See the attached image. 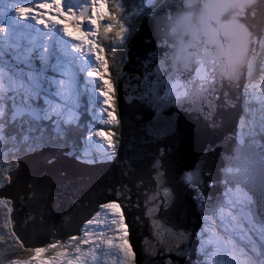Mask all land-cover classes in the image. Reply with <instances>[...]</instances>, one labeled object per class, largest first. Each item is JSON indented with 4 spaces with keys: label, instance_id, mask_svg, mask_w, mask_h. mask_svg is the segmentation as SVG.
<instances>
[{
    "label": "water",
    "instance_id": "95a60500",
    "mask_svg": "<svg viewBox=\"0 0 264 264\" xmlns=\"http://www.w3.org/2000/svg\"><path fill=\"white\" fill-rule=\"evenodd\" d=\"M262 40L264 0H165L146 14L115 82L116 157L89 164L77 149L44 147L18 158L0 187L18 243L63 247L116 202L133 264H198L201 217L217 219L236 184L264 225L261 156L234 139Z\"/></svg>",
    "mask_w": 264,
    "mask_h": 264
},
{
    "label": "rangeland",
    "instance_id": "374dc122",
    "mask_svg": "<svg viewBox=\"0 0 264 264\" xmlns=\"http://www.w3.org/2000/svg\"><path fill=\"white\" fill-rule=\"evenodd\" d=\"M150 1L151 0H148V3ZM42 2H50V0H42ZM60 3L62 6L61 11H64L68 4H71L73 7V13L71 15H64L61 17L62 20L69 22L67 32L72 33L71 36H66L64 34V24H56L55 28L59 31L52 33L49 32V29L44 25L36 24L34 20L31 22L25 21L21 14H16V12L13 11L16 6H31L33 12L25 15L32 16L44 13L42 18L49 24H52L51 16L56 15V11L47 8H38L36 0H0V29H4V31L0 32V49H3L5 53H19L22 59H31V67L28 70L32 71L37 76L39 84L41 85L39 97L32 99L30 103L39 109H41V105H44V110L47 107L45 104L46 100L57 102L56 104L62 105V107L57 109V111L62 112V115L60 117L53 116L51 121H34L35 124L32 121L31 125H29V123L23 125L21 120H15L17 121V126H22L24 131H22V134L17 133L16 136H10L9 123L11 121V112L17 104L23 106L25 96L29 95V92L27 87L22 86L21 81L18 80L15 75L18 62L9 59L7 55L4 56L3 60L0 61L5 69L3 75L0 76V112L3 113V115L0 116V135H4V138L0 141L7 149L4 155H0V174L7 168L8 155H16L22 147H25L26 152L31 149L30 142L35 140L32 136L36 132H48L55 136H61L72 129L75 130L79 128L83 131L84 135H89H87L86 139L82 140L84 148H92V146L95 145L99 147L98 150L103 152V155L99 154L100 156H104L106 159H113V157H115L117 135L114 131V127L118 125V119L114 112L115 99L112 96L114 85L110 77L111 62L107 56L109 52L113 50L117 51L121 42L114 36L115 32L118 30L115 24H113L112 31L109 33H104L103 27L111 22L109 21V15H115L117 19L120 17L125 18L121 22L125 23V26L129 30L127 24L131 23L132 18L140 14L141 7L137 4L136 0H127V2H125V0H107L106 3L103 2V0H60ZM87 4L91 5L90 10L88 13H83L84 19L80 20L79 17L81 15H79V11ZM117 4L122 5V7L117 8ZM8 10L10 12L13 11L14 15H3L4 11L7 12ZM98 15H102L104 19L98 22L101 25L99 28L95 24L91 25V28L97 32V35L92 37V39L97 42H102L105 51L101 53V56L102 59L107 61V67L100 68L98 63L95 62V55L93 54L90 60V69L88 63H86L88 45H83L85 49L84 53L77 51L74 47H70L71 44L78 43L80 40L84 39L83 32L77 31L71 25L72 23H76L88 26L89 16L92 19H96ZM129 16L130 19H128ZM127 32L124 34L125 40ZM103 40H105V42ZM111 41L115 42V44L110 45ZM55 44H57L61 50L64 49L62 52L66 53L68 56L70 54V56L64 57L56 53ZM109 48L113 50L109 51ZM94 51L95 50H93V53ZM36 56L39 57L42 62H40L39 65H36L38 61L35 58ZM69 58L70 60H68ZM19 66L23 67V65ZM86 67L87 70H85ZM76 68L87 82H92L96 86V89L89 90L87 83H83V85L80 83ZM67 69L70 70V72L67 71ZM93 69H98L97 73L93 76H88L87 71ZM71 70L73 74H71ZM101 75L104 79H107L112 86V91L108 93L107 97L108 104L103 103L106 97L100 94L102 88L106 90L104 80L99 78ZM23 79L26 83L27 77L25 76ZM53 80L59 81L61 85L64 83L63 86L67 85L59 97L56 94L59 91L58 88H56L55 95L54 91H50L51 86L54 87V90L55 87H57L56 84L52 83ZM90 86L93 88L92 85ZM247 89L251 90V93L254 89L260 93L258 94V98L256 93L251 96L247 95V97L248 100H254L257 107L260 108L261 106L262 108V104L264 103L261 102V100L264 101V56L260 59L257 79L254 82H250ZM10 97L11 99H9ZM85 101H87L89 105H86ZM251 104L253 105V102ZM94 105L97 107L95 111ZM108 112L113 113L114 120L107 115ZM257 113L264 117L263 109H261V111L259 110ZM93 114L98 115V121L95 123H92V120H94L92 117ZM255 115L256 112L245 120L247 124L249 123L248 126H251L252 121L255 122ZM260 115H257L259 121L261 120ZM54 121L59 122L54 123ZM105 121L110 122L105 123ZM239 124L242 133L244 132L243 134L249 135V130H246L248 128L243 119H240ZM94 126L101 128V130L93 128ZM260 130L264 132L262 126H260ZM107 133H114V135L107 136ZM108 139H112L115 142L114 149L108 146ZM260 146L264 148L263 145ZM84 152L86 155L85 159L89 161L88 159L92 157L89 150H85ZM101 159L102 158H98V156L95 155L90 161L94 163ZM235 189L244 194L243 197L245 196L246 191L240 186H235ZM233 191V189L228 188L227 191L223 193L227 208L222 207L217 210V219H212L211 217H202L201 219L204 224L197 233L199 241L198 252L201 257L200 264H224L223 257L233 264L240 261L243 264H245V262L247 264H256L255 258L259 256V245L262 244L264 246V228L255 224L252 220L253 218L248 210L252 201L249 203L243 202V204L240 205L238 201L229 199L228 194H231ZM198 198L202 199L200 194H198ZM1 206L5 207L7 213H10L8 201L2 199ZM236 207L238 208L237 210H235ZM222 210H225V215H230L229 221L235 224V228H233L231 223H228L226 219H223L224 216L220 213ZM120 216L121 212L119 208L107 209L102 207L98 214L93 217L92 223H87L83 227L80 237L76 238L74 241H67L66 245L63 247L58 246L56 248H50L48 253L41 255L46 257H48V255H50V257L55 256L57 258V264H68L69 259L73 260V264H133V255L128 243L125 245V248L129 252L127 257H125L122 251L115 247V245L120 242L118 237L125 233V228L117 230L116 225H113L111 221L112 219H119ZM219 224L220 226H218ZM224 231H237V233H234V236L228 237L224 241L225 246L222 247L220 245L222 240L221 234L224 233ZM91 236H94L93 239ZM84 240H87V243L91 240L88 247L85 246L87 243H84ZM109 241H111V243H109ZM242 241H244V243H242ZM211 244L214 246L212 253L204 252V246ZM77 247L81 249V252L76 251ZM60 253H66L67 255L61 257L59 255ZM38 261L39 257L37 256L33 260V264H38ZM44 264H52V262L51 260H45Z\"/></svg>",
    "mask_w": 264,
    "mask_h": 264
},
{
    "label": "snow or ice",
    "instance_id": "6c2138e0",
    "mask_svg": "<svg viewBox=\"0 0 264 264\" xmlns=\"http://www.w3.org/2000/svg\"><path fill=\"white\" fill-rule=\"evenodd\" d=\"M103 2H107V0H103ZM125 2H127V0H125ZM248 3L252 2V0H247ZM37 6L38 8H47L50 10H55L56 11V15L51 16V21L52 24H49L46 20H44L42 17L44 15V13H39L37 15H25L27 13H31L33 12V8L31 6H16L14 11L18 14H21L23 20L25 21H32L34 20L36 24H42L44 25L46 28L49 29V32L55 33L59 30H57L55 28L56 24H64L65 28H64V34L71 36L72 33L67 32V27L69 22L66 20H62L61 17L64 15H71L73 13V7L71 6V4H68L65 7L64 11H61V3L60 0H50V2H42V0H36ZM117 8L122 7V5L117 4L116 5ZM241 11H243V7L241 8ZM80 20L84 19L83 14H81V16L79 17ZM89 25L88 26H84L82 24H76V23H72V27L75 28L77 31H82L83 35H84V39L80 40L78 43H73L70 45V47H74L77 51L84 53L85 49L83 47L84 44L88 45V49H87V60L86 63H88V66L91 67V56L94 54L95 55V62L98 63L100 68H106L107 67V61L102 59L101 53H103L105 51L104 47L102 46V42H97L94 41L92 39V37L97 35V32L95 30H93L91 28L92 24L97 25V27L99 28L101 25L98 23L99 21H102L104 18L102 15H98L96 19H92L89 16ZM124 17H120L119 19H117V17L115 15H109V21H111L110 23H108L106 26L103 27V31L104 33H109L112 31L113 28V24H115L118 27V30L115 32L114 36L116 39H118L121 43L124 42L125 40V36L124 34L128 31L127 27L125 26V23H122L121 21L124 20ZM128 19H130V16L128 17ZM4 31V29H0V32ZM245 31L247 32V29H245ZM247 35L249 36V38L251 37V33H247ZM261 44L264 45V40L261 41ZM93 50L94 53H93ZM113 49L109 48V51H112ZM7 55L9 57V59L11 60H15L18 62V68H17V72H16V77L18 80L21 81L22 86L27 87L29 95L25 96V100L23 103V108L17 112V113H13L11 119L14 122L17 119V116L23 118L25 116L29 117L30 119L24 121L26 123H29V125H31L32 121H40V120H52L53 116L56 117H60L62 115V112L57 111L58 108L62 107V105H58L53 101H45L46 104V109L43 111V114L41 115V110L38 107H34L30 101L34 98H38L39 97V93H40V88L41 85L39 84L38 78L37 76L30 70L31 67V59H22L21 58V54L16 53V52H8L5 53L3 51V49H0V61L3 60L4 56ZM43 59V58H42ZM19 65H23V67H20ZM5 69L2 63H0V76L3 75ZM98 71V69H93L91 71H87V75L88 76H93L94 74H96ZM27 77V81L26 83L24 82V77ZM100 79L104 80V85L106 86V90H104L103 88L101 89L100 94L102 96H105V100L103 101L104 104H108V93L112 91V86L110 84V82L107 79H104V77L101 75L99 76ZM11 79V78H10ZM53 84H56L57 88L59 89V91L56 93L57 96H61L62 92L64 91L66 86H63L60 84L59 81L53 80L52 81ZM203 87V86H201ZM181 94L177 95V99L180 98ZM182 95H187V93H182ZM11 99V97L9 98ZM3 113L0 112V116H2ZM107 115L112 118V120H114L115 118L113 117V113L112 112H108ZM59 121H54V123H58ZM110 121H105V123H109ZM94 134H99V133H94ZM114 135V133H107V136H112ZM108 146L112 147L113 149L115 148V142L112 139H108L107 140ZM104 208L107 209H118L120 207V205L116 202H112V203H105L103 205ZM92 223V220H89V224ZM111 223L113 225H116L117 230L119 229H123L126 228V225L124 223V217L121 215L119 217V219H112ZM126 235L127 233L125 232L123 235H120L118 237L119 239V243H117L115 245L116 248H118L120 251H122L125 255V257H127L129 255L128 250L125 248V245L127 243L126 240ZM73 241L76 240V237L73 236L71 238ZM84 243H87V240L83 241ZM109 243H111V241H109ZM58 247L57 244L53 243L50 244L48 247H35L30 249V251H32L34 253V256L32 258H29L28 260H25L22 262V264H33V260L38 256L39 257V261L38 264H44L45 260H51L52 264H57V258L55 256L53 257H46L44 255L41 254H46L48 253L50 248H56ZM77 252H81V249L79 247H77L76 249ZM61 257L66 256V253H60L59 254ZM68 264H73V260L69 259L68 260Z\"/></svg>",
    "mask_w": 264,
    "mask_h": 264
},
{
    "label": "trees",
    "instance_id": "16d2710c",
    "mask_svg": "<svg viewBox=\"0 0 264 264\" xmlns=\"http://www.w3.org/2000/svg\"><path fill=\"white\" fill-rule=\"evenodd\" d=\"M135 1V0H132ZM137 4H139V0H136ZM164 0H151L150 4H145L144 9L142 10V12L137 16L132 18L131 23H128V27L129 30L127 32L126 35V40L128 41V39L130 37L133 36L134 32L136 31V29L140 26V21L142 20V17L154 10L156 7H158ZM124 41L123 43H121L118 47L117 51H112L108 53L107 58L110 60L111 62V67H110V77L112 82L115 84L117 77L120 73L122 64L125 60L126 57V44L127 41ZM105 42V40H103ZM115 42H110V45H114ZM264 56V47L261 50L260 53V57L259 60L257 62V65L259 67L260 65V59L261 57ZM258 76V71L255 72V74L252 76L251 78V82H254L257 79ZM246 90L247 87H246ZM114 112L116 114V109H114ZM117 115V114H116ZM22 128L24 131V128L21 126H17L16 128V133H20L19 129ZM114 131L116 133V135H118V125H116L114 127ZM76 132V133H75ZM68 133H74L75 140L76 138L78 139L79 137L81 138L82 136H84V133L82 130H80L79 128L75 129V130H70ZM50 134V133H49ZM48 132H36L32 137L35 139L34 141L30 142V147L31 149L26 152L25 147H22L21 150L16 154V155H8L9 158V163L11 165H13L11 167L10 170H13L15 165H16V159L27 154L30 153L32 151V149H34L35 146L36 150L39 148V144L42 143L44 140H47V145H42L43 146H48V145H55V141H57L58 139L56 137H54L52 139L51 135H49ZM79 134V135H78ZM64 136V135H61ZM37 137H42L39 140H36ZM60 143H62L63 147L65 146V142L63 140H59ZM32 144V145H31ZM6 147L4 148V150L6 151ZM7 173V172H6ZM6 173H2L0 179L4 180V183L7 181V175ZM1 185V183H0ZM243 189V188H242ZM226 192V190L224 191ZM34 256V253L30 250H25L22 245L20 243H18V241L14 238V236L12 235L10 228H9V213L6 212L5 207L1 206L0 203V264H22L23 261L28 260L29 258H32ZM48 257H50V255H48ZM200 257H198V262H200Z\"/></svg>",
    "mask_w": 264,
    "mask_h": 264
},
{
    "label": "bare ground",
    "instance_id": "6f19581e",
    "mask_svg": "<svg viewBox=\"0 0 264 264\" xmlns=\"http://www.w3.org/2000/svg\"><path fill=\"white\" fill-rule=\"evenodd\" d=\"M12 7V6H11ZM10 7V8H11ZM2 9H3V7H2ZM14 11V10H13ZM13 11L12 12H10L9 10L6 12V11H4V13H3V15H14V13H13ZM17 14V13H16ZM37 15V14H36ZM46 16V15H45ZM14 20V19H13ZM31 22V21H30ZM82 22V21H81ZM88 25V24H87ZM67 36V35H66ZM47 37V36H46ZM50 38V37H49ZM52 44V43H51ZM46 45H48V44H46ZM53 45V44H52ZM264 46V45H263ZM46 49V48H45ZM52 49V48H51ZM47 50V49H46ZM64 50V49H63ZM63 50H61V48L60 47H58V45L57 44H55V52L56 53H58V54H60V55H62V56H67V57H69L70 56V54H69V56L67 55V54H65L64 52H62ZM66 51V50H65ZM55 53V54H56ZM56 56V55H55ZM61 57V56H60ZM36 58V60H38L37 61V63H36V65L38 64H40V62H41V60L39 59V57H35ZM66 59V58H65ZM72 59V58H71ZM75 59V58H74ZM68 60H70V58L68 59ZM73 61V60H72ZM42 63V62H41ZM76 63V62H75ZM69 64V63H68ZM72 65V64H71ZM74 65V64H73ZM86 66V65H85ZM68 67V66H67ZM90 68V67H89ZM88 68V69H89ZM69 69V68H68ZM67 69V71H69L70 72V70H68ZM80 69V68H79ZM91 69V68H90ZM47 70H48V68H47ZM63 70V69H62ZM61 70V71H62ZM85 70H87V67H86V69ZM73 71H75V70H73ZM47 72H49V71H47ZM76 73H77V75H78V79H79V81H80V83H82V85H83V83H86V79L78 72V70H77V68H76ZM71 74H73V72H72V70H71ZM60 75V74H59ZM70 75V74H69ZM76 75V74H75ZM71 76V75H70ZM75 77V76H74ZM71 78V77H70ZM67 79V78H66ZM72 80V79H71ZM71 82V81H70ZM71 84V83H70ZM63 85H64V83H63ZM65 86H67V85H65ZM56 88L57 87H55V90H54V87H50V91L51 92H53L54 91V95H55V92H56ZM58 91V90H57ZM56 97V96H55ZM244 98L245 97H243L242 98V102H243V100H244ZM64 100V99H63ZM60 101V100H59ZM57 103V102H56ZM250 105H252V104H250ZM71 106V105H70ZM244 107V106H243ZM244 110H245V108H243ZM41 115L43 114V111H44V105H41ZM42 121V120H41ZM64 121V120H63ZM251 121V120H250ZM65 122V121H64ZM63 124V123H62ZM98 124H100V123H98ZM249 124V123H248ZM65 125V124H64ZM102 125V124H101ZM252 125V124H251ZM90 126V125H89ZM93 129V128H92ZM100 130H101V128H99ZM104 129V128H103ZM73 130V129H72ZM91 132V131H90ZM67 133V132H66ZM76 133V132H75ZM249 133H250V129H249ZM74 134V133H73ZM79 135V134H78ZM75 136V135H74ZM101 136V135H100ZM76 137V136H75ZM74 137V138H75ZM94 137V136H93ZM242 137H244V138H247V137H249V135H245V134H243V136ZM80 138V137H79ZM75 140V139H74ZM78 140V139H77ZM253 142H255L254 140H253ZM254 144H257V145H263L262 143H261V140H260V142L259 143H254ZM82 146L83 145H81L80 144V149L82 148ZM84 154V155H83ZM95 155H97L98 156V158H102L97 152L95 153ZM103 155V154H102ZM81 157H82V160H84V161H87L86 159H85V157H86V155H85V152L83 151V153H81ZM104 157V156H103ZM100 161L101 160H98V161H95L94 162V164H98V163H100ZM228 186H230V185H228ZM245 191H246V193H245V196L243 197V195L244 194H242V193H240L237 189H234V191L231 193V194H228V197H229V199L230 200H236V201H238V204H240V205H242L243 204V202H250V201H252L251 203H250V206H249V208L248 209H251V207L252 206H254V201H253V197H252V195H250V192L248 191V189L247 188H245ZM228 192H230V191H228ZM249 193V194H248ZM227 205V204H226ZM220 208H222V207H220ZM238 208L236 207L235 208V210H237ZM218 210V209H217ZM225 210H222V211H220V213L222 214V216H224V218L223 219H226V221L228 222V223H231L230 221H229V216L230 215H225L226 213L224 212ZM249 212L251 213V216H252V218H254V215H253V213H252V211L251 210H249ZM228 213V212H227ZM202 217H207V216H202ZM202 217H201V219H202ZM231 225L233 226V228H235V224L232 222L231 223ZM218 226H220V224L218 225ZM248 226V225H247ZM250 228V227H249ZM251 228H253V227H251ZM200 231V230H199ZM198 231V232H199ZM197 232V233H198ZM240 232H241V230H240ZM197 233H196V236H197ZM234 233H237V231H234V232H231V231H224V233H222L221 234V243H220V245L222 246V247H224L225 245H224V241L228 238V237H231V236H234L235 234ZM238 234H239V232H238ZM92 237V239H93V237L94 236H91ZM91 241V240H90ZM90 241H89V243H90ZM89 243H87L85 246H87L88 247V244ZM242 243H244V241H242ZM81 245V244H80ZM213 248H214V246L211 244V245H206V246H204V251L205 252H207V253H212V251H213ZM236 258V257H235ZM238 259V258H237ZM223 260H224V264H233V263H231V262H228L227 260H226V258L225 257H223ZM234 264H243L241 261L240 262H237V263H234Z\"/></svg>",
    "mask_w": 264,
    "mask_h": 264
},
{
    "label": "clouds",
    "instance_id": "9594fccd",
    "mask_svg": "<svg viewBox=\"0 0 264 264\" xmlns=\"http://www.w3.org/2000/svg\"><path fill=\"white\" fill-rule=\"evenodd\" d=\"M164 1H165V0H164ZM164 1H163V2H164ZM139 2H140V0H139ZM163 2H162V3H163ZM162 3H161V4H162ZM139 6L141 7V12H142V10L144 9V6H143V4H142L141 2L139 3ZM157 8H158V7H157ZM157 8H155L154 10H152V11H150V12H148V13H151V12L155 11ZM141 12H140V13H141ZM148 13H146V14H148ZM146 14H145V15H146ZM145 15H144V16H145ZM144 16H143V17H144ZM143 17H142V18H143ZM141 21H142V20H141ZM141 21H140V24H141ZM134 33H135V32H134ZM129 40H130V38L128 39V41H129ZM126 45H127V44H126ZM124 61H125V60H124ZM123 63H124V62H123ZM113 85H114V91L112 92V96L114 97L113 94L115 93V84L113 83ZM88 89L91 90V87L88 86ZM114 99H115V97H114ZM85 104H86V105H87V104L89 105V103H88L87 101H85ZM94 108H95V106H94ZM115 109H116V108H115ZM26 120H28V119H25L24 121H26ZM10 123H13V121L11 120ZM25 124H26V123H25ZM118 130H119V126H118ZM20 133L22 134V132H20ZM48 134H49V133H48ZM117 134H118V133H117ZM0 136H3V138H4V135H0ZM117 143H118V135H117ZM0 144H1V142H0ZM78 145H79V143H78ZM81 145H83L81 149H80V146H78V150H79V153H80V154L83 153V151L88 150V147L84 148V143H83V144L81 143ZM72 147H74V146L71 145V146L68 147V148H72ZM92 148L94 149L93 146H92ZM0 152H1V148H0ZM27 154H30V153H27ZM27 154H25V155H27ZM83 155H84V154H83ZM78 158H79V157H78ZM12 166H13V165H11V166H7V168H6V170H5L4 172H5V173H6V172L9 173V172L13 171V170L15 169L16 165H15V167H14L13 170H10ZM0 177H1V174H0ZM0 181H1V179H0ZM5 183H7V181H6ZM5 183L3 182V183L0 185V187H2ZM237 185L240 186L239 184H236L235 186H237ZM208 186L211 187V184L209 183ZM240 187H241V186H240ZM228 188L233 189V188L230 187V186H227V189H228ZM241 188H243V187H241ZM194 189L197 190V194H196L197 196H195V199L200 200L201 202H204V197L202 196V193H201L197 188H194ZM227 189H226V191H227ZM243 189L245 190V188H243ZM223 193H224V192H223ZM198 194L201 195L202 199H201V198H198ZM0 202H1V200H0ZM207 217H211L212 219H214V217H213L212 215H208Z\"/></svg>",
    "mask_w": 264,
    "mask_h": 264
},
{
    "label": "flooded vegetation",
    "instance_id": "af4514ba",
    "mask_svg": "<svg viewBox=\"0 0 264 264\" xmlns=\"http://www.w3.org/2000/svg\"><path fill=\"white\" fill-rule=\"evenodd\" d=\"M25 118H28L27 116L25 117ZM26 123V122H24V120H22L21 121V123ZM33 123H34V121H33ZM35 124V123H34ZM9 126H10V136H16V128H17V121L16 122H13V123H9ZM19 131L20 132H22L23 131V129L22 128H20L19 129ZM49 135H51V134H49ZM71 137H74V136H71ZM54 137H52V139H53ZM58 140L57 141H55V146L56 147H62L63 145H62V143H60V141L59 140H61V137H58L57 138ZM45 143H46V140H44L43 142H42V144L43 145H45ZM4 147H5V145H3L2 143L0 144V148H1V154L0 155H4L5 154V150H4ZM36 147L37 146H35L34 147V149H36ZM34 149H32V150H34ZM17 161V160H16ZM7 166H11V164L9 163V158H8V165Z\"/></svg>",
    "mask_w": 264,
    "mask_h": 264
}]
</instances>
